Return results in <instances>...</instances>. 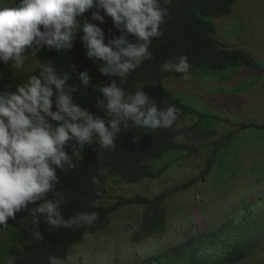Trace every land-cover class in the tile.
<instances>
[{
  "label": "clouds",
  "instance_id": "9594fccd",
  "mask_svg": "<svg viewBox=\"0 0 264 264\" xmlns=\"http://www.w3.org/2000/svg\"><path fill=\"white\" fill-rule=\"evenodd\" d=\"M171 0H15L9 5L0 0V62L15 69L24 67L31 57L38 74L26 82L0 89V231L17 213H28L31 235L45 239L41 221L57 229L91 226L99 213L82 211L65 217L62 206L68 204L64 193L56 190L61 183L57 172L75 170L83 159L86 145L114 150L117 134L123 127L155 130L172 128L181 109L176 104L159 106L144 87L129 91L128 77L145 61L154 38L164 35L162 25L170 16ZM91 11L90 19L84 14ZM101 11L104 15H101ZM111 18L120 33L107 39L97 23ZM82 36H79L80 33ZM79 36L89 60L101 62L99 72L111 79L107 85H94L103 99H96L98 115L75 100L77 88L70 84L76 75L83 89L92 77L88 71L77 73L58 70L50 59L36 58L44 48L70 51ZM135 37V42L129 40ZM192 65L187 55L167 59L161 69L187 79ZM107 125V126H106ZM139 137L134 138L138 142ZM97 149V150H98ZM31 206V207H29ZM85 239L90 232L82 233ZM48 264H65L61 257L49 255ZM3 264H16L8 255Z\"/></svg>",
  "mask_w": 264,
  "mask_h": 264
},
{
  "label": "rangeland",
  "instance_id": "374dc122",
  "mask_svg": "<svg viewBox=\"0 0 264 264\" xmlns=\"http://www.w3.org/2000/svg\"><path fill=\"white\" fill-rule=\"evenodd\" d=\"M6 2L12 5L15 0ZM209 21L222 45L251 53L262 71L198 69L187 79H164L160 85L208 116L199 122L197 116H187L178 127L198 123L195 129L214 133L203 139H197L194 131L177 137V143L196 150L188 155L171 152L153 164L154 170L167 166L159 178L126 184L103 170L104 181L96 182L102 188L96 205L107 207L118 198L133 196L150 199L190 180L193 185L166 198L167 222L159 238L131 243L142 207L124 206L111 215L107 228L73 245L65 264H165L163 255L223 225L239 226L240 231L221 237L212 248H202L196 261L217 264L228 250L244 246L248 255L241 264H264V0H234L229 16ZM35 66L29 57L21 69ZM210 157V169L201 179L200 171Z\"/></svg>",
  "mask_w": 264,
  "mask_h": 264
},
{
  "label": "trees",
  "instance_id": "16d2710c",
  "mask_svg": "<svg viewBox=\"0 0 264 264\" xmlns=\"http://www.w3.org/2000/svg\"><path fill=\"white\" fill-rule=\"evenodd\" d=\"M233 5L234 0H171V3L167 5L170 16L162 25L164 35L152 41L150 51L153 53V59L145 61L132 73L124 87L129 91L144 87L150 99L156 100L161 107L176 104L181 109L177 122L172 128L155 130L136 128L124 130L122 127L117 134L115 141L117 147L114 150L98 149V144L95 142L92 145H86L83 159L75 170H69L66 173L58 170L57 174L60 176L61 183L57 185L56 190L62 191L69 202L62 206L66 218L82 211H95L99 213L98 220L90 227L82 226L71 230L52 228L41 221L40 230L45 239L37 242L31 235L28 213L26 211L17 213L16 220L9 219L8 227L0 231V264H3V258L8 255L15 257L16 264H48L49 255L61 257L66 262L70 248L85 240L82 233L87 231L93 235L95 232L104 230L109 226L112 214L132 204L142 207V213L139 226L130 234L131 243L139 244L148 238H159L164 233L167 222V212L164 208L166 198L178 191H187L194 180L179 187L161 191L150 199L141 196L118 198L107 207L96 205L100 199L99 192L102 191V188L96 187V182L104 181L105 176L101 174L103 170L106 171L107 176L118 178L126 184L159 178L166 171L167 166H160L154 170L153 164L162 161L171 152L188 155L196 150L188 145L177 143V137L185 132L194 131L197 139H203L214 133L210 129H195L198 123L187 128L183 125L182 128L178 127L187 116H197L198 122L208 116L183 103L181 98L175 96L170 89L160 85L168 77L183 78L181 74L162 71L161 65L167 59L187 55L192 65L190 73L198 69L214 72L235 68L262 71L260 64L251 53L227 48L215 37V28L209 18L229 16ZM94 10H89L84 16L90 19L91 11ZM101 15H104L102 11ZM95 23L105 31L106 42L112 36L120 35L108 16H105L103 24ZM82 35L81 32L79 36ZM79 36L70 51L57 52L44 48L37 53L36 58L41 61L52 60L54 66H59L58 70L61 71L70 72V64L76 66L77 73L87 70L92 77L88 88L83 89L76 75H72L69 83L77 88L75 100L78 103L93 113L103 116V112L96 107V99H103V97L98 91L93 90V86L107 85L111 79H116L119 84V77H108L99 72L101 62H94L87 58ZM129 40L135 42V37L129 36ZM38 71L36 66L26 71L0 62V89L8 87L14 90L16 85L26 82L30 74H38ZM136 137H139L138 142H134ZM228 139L229 136H226L225 140ZM211 163L210 157L204 169L200 171L201 179H204V174L210 169ZM232 231L239 232L240 227L230 228L228 225H223L212 234L196 236L186 241L182 247L175 249L173 253L170 251L169 256L163 255V261L165 264H210V262L196 261L197 254L202 248L214 247L221 237H227ZM247 255L246 247L236 246L224 253L217 264H241Z\"/></svg>",
  "mask_w": 264,
  "mask_h": 264
}]
</instances>
